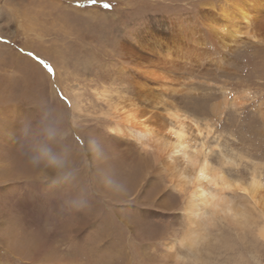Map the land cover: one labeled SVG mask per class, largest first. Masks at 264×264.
Returning a JSON list of instances; mask_svg holds the SVG:
<instances>
[{"label": "rangeland", "instance_id": "374dc122", "mask_svg": "<svg viewBox=\"0 0 264 264\" xmlns=\"http://www.w3.org/2000/svg\"><path fill=\"white\" fill-rule=\"evenodd\" d=\"M0 38V264H264V0H0ZM125 119L259 209L196 223Z\"/></svg>", "mask_w": 264, "mask_h": 264}, {"label": "bare ground", "instance_id": "6f19581e", "mask_svg": "<svg viewBox=\"0 0 264 264\" xmlns=\"http://www.w3.org/2000/svg\"><path fill=\"white\" fill-rule=\"evenodd\" d=\"M253 7V4H251ZM254 8V7H253ZM242 17L250 24V13L246 8H241ZM230 39H232L229 36ZM234 39V38H233ZM123 120V119H122ZM125 119L119 122L115 130L121 135H125L130 139L140 142L142 147L154 148L157 157L160 158L162 168L171 174L176 186L180 191L187 192V200L185 204V212L189 213V218L195 220L196 223L205 222L215 223L217 219H222V215L238 217L240 221L247 224L250 211H246L245 207L239 206L227 199L224 194L225 189L233 187L235 191L245 194L244 199L248 208L253 210L259 209L260 197L259 186L253 181L249 185L225 181L220 175L210 170V166L206 159H200L198 156L191 157L186 150L184 138L178 134L175 142L167 140L153 133V130L139 122H133ZM158 158V159H159ZM209 176H212V180ZM217 181L223 185V189L215 186ZM212 185V186H211ZM243 199V200H244ZM244 206V205H243ZM260 217L264 218L262 212ZM232 215V217H233ZM219 217V218H218ZM192 229V228H191ZM258 235L264 240V222L258 229ZM191 240V238H188Z\"/></svg>", "mask_w": 264, "mask_h": 264}, {"label": "snow or ice", "instance_id": "6c2138e0", "mask_svg": "<svg viewBox=\"0 0 264 264\" xmlns=\"http://www.w3.org/2000/svg\"><path fill=\"white\" fill-rule=\"evenodd\" d=\"M105 7H110V5H105ZM0 40H2V38H0ZM5 42H7V41H5ZM53 71H54V69H53Z\"/></svg>", "mask_w": 264, "mask_h": 264}]
</instances>
